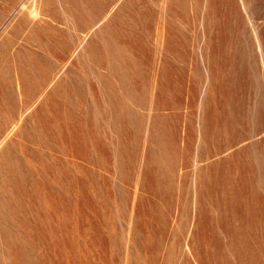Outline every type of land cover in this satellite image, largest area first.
<instances>
[{
	"label": "rangeland",
	"instance_id": "rangeland-1",
	"mask_svg": "<svg viewBox=\"0 0 264 264\" xmlns=\"http://www.w3.org/2000/svg\"><path fill=\"white\" fill-rule=\"evenodd\" d=\"M0 264H264V0H0Z\"/></svg>",
	"mask_w": 264,
	"mask_h": 264
}]
</instances>
